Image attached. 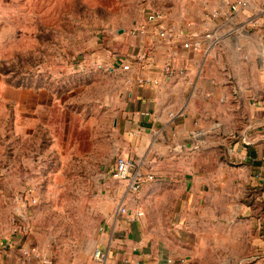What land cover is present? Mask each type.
I'll return each instance as SVG.
<instances>
[{
    "label": "rangeland",
    "instance_id": "374dc122",
    "mask_svg": "<svg viewBox=\"0 0 264 264\" xmlns=\"http://www.w3.org/2000/svg\"><path fill=\"white\" fill-rule=\"evenodd\" d=\"M214 1L0 3V80L15 88L55 91L62 102L61 110L51 114L62 123L57 136L71 139L75 145L72 152H76L69 154L68 145L55 150L49 131L27 133L15 128L13 134L0 132V264L10 260L9 251L4 253L2 248L10 241L35 248L49 264H97L94 255L106 247L107 229L127 185L113 178L117 144L111 109L105 104L114 98L117 87L128 81L120 71L110 73L99 66L117 55L118 47L135 48L132 31L148 23L149 12L159 10L167 23L189 24L197 30L199 24L202 28L209 25L214 13H219V6H211ZM219 114L230 120L234 117L227 108ZM71 117H76V128L70 125ZM200 139L205 140L186 141L178 147L186 151L183 146L189 142L198 145L179 162L182 167L176 172L173 168L151 171L138 163L146 179L125 204L144 213L138 221L149 228L151 241L164 249L161 254L167 261L234 264L236 257L249 254L247 245L256 235L264 237V189L248 184L240 190L231 187L236 191L234 198L228 203L223 200L218 209L205 202H190L188 214L206 213L207 218L186 220L180 228L177 215L187 190L182 184L168 188L162 180L187 183L199 177L214 182L220 176L246 185L249 178L248 172L239 169L243 165L226 153L244 140ZM220 163L230 167L219 172ZM199 165H206L207 170L199 171ZM251 209L255 221L249 216ZM213 211H221L223 217L228 213V218L218 221Z\"/></svg>",
    "mask_w": 264,
    "mask_h": 264
},
{
    "label": "crops",
    "instance_id": "0c3cea01",
    "mask_svg": "<svg viewBox=\"0 0 264 264\" xmlns=\"http://www.w3.org/2000/svg\"><path fill=\"white\" fill-rule=\"evenodd\" d=\"M7 1L0 0V3ZM233 2L215 0L211 6H219V13L203 28L200 24L197 30L179 23L169 24L183 35L174 43L160 40L150 24L145 23L146 36H134L132 39L135 48L118 47L119 53L105 65H100L110 73L120 71L128 81L117 87L114 98L105 104L113 117L117 157L131 158L151 171H170L173 168L176 172L182 167L179 162L198 147L189 142L183 146L186 151L178 148L186 141H198L204 136L245 141L235 143L226 153L232 161L237 160L243 165L240 170L249 173L246 185L220 176L214 182L199 177L187 183L162 180L168 188L182 184L187 190V196L181 199L183 209L177 215L180 228H184L186 220L207 218L206 213L188 214L190 202H205L218 209L223 200L228 203L234 198L236 191H231V187L240 190L248 184L250 188L264 189V0H250L249 8L231 17L230 5ZM206 33L211 37L202 38ZM195 36L202 38L201 50L183 49L182 43ZM171 60L177 69L174 78L163 72L164 65ZM125 65H130V70L124 71ZM142 80L149 82L143 84ZM61 108L62 102L55 91L15 88L10 82L0 80V132L5 135L13 134L15 128L27 133L49 131L55 150L68 145L69 154L76 153L72 152L75 145L71 139L57 136L62 131V123L51 114ZM226 108L230 115L233 114L232 120L219 114ZM69 119L70 125H74L76 117ZM226 166L234 165L231 162ZM226 166L220 163L218 171ZM197 168L199 171L207 170L206 165ZM123 194L118 206H126L127 197L131 195L127 186ZM245 207L249 209L248 205ZM228 215L223 217L221 211L212 212L218 221L228 218ZM249 216L255 221L253 209ZM250 234L253 235V231ZM106 237V247L101 250L107 253L108 264H168L161 254L164 249L156 241H151L149 228L142 221L129 223L117 211ZM255 239L247 245L249 254L244 259L236 257L234 264H264V237L256 235ZM23 246L26 247L15 241L6 242L2 248L6 250L4 253L9 251L8 264L20 263Z\"/></svg>",
    "mask_w": 264,
    "mask_h": 264
},
{
    "label": "built area",
    "instance_id": "2783aa9c",
    "mask_svg": "<svg viewBox=\"0 0 264 264\" xmlns=\"http://www.w3.org/2000/svg\"><path fill=\"white\" fill-rule=\"evenodd\" d=\"M250 0H234L230 5L231 17H234L236 13H239L243 9L249 8ZM218 13H214V18L217 17ZM147 22L150 24L152 29L155 31L157 37L165 42L174 43L177 39H180L183 35L175 31V29L169 25L166 21L165 15L159 10H153L147 14ZM149 27V26H148ZM191 27V25H187ZM147 29L142 26L139 29L132 31L133 36L144 37L146 36ZM210 33H206L202 38H210ZM199 36H195L191 40L184 41L182 43V48L185 50H190L198 52L202 48V41ZM145 57V54H144ZM99 68H103L99 66ZM124 71L130 70V65H125L123 67ZM113 70V69H109ZM163 72L169 78H174L177 75V69L175 68L173 61H169L163 67ZM149 81L142 80L141 83L147 84ZM113 178L118 181L126 182L128 192L138 193L145 181V176L140 169L139 164L128 157L119 156L115 161V165L112 171ZM118 214L126 217L129 223H135L143 216V212L137 210L133 213L125 205H120L118 209ZM94 259L98 264H108V255L105 251L98 249L94 255ZM40 262L42 264H49L48 260L44 258L37 251L28 248L21 247L20 249V263L18 264H33L34 262ZM168 264H183L182 262H176L169 260Z\"/></svg>",
    "mask_w": 264,
    "mask_h": 264
}]
</instances>
